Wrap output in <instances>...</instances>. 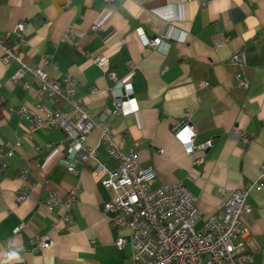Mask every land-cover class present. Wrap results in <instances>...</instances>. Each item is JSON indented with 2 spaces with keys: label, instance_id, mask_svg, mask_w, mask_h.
Returning <instances> with one entry per match:
<instances>
[{
  "label": "crops",
  "instance_id": "0c3cea01",
  "mask_svg": "<svg viewBox=\"0 0 264 264\" xmlns=\"http://www.w3.org/2000/svg\"><path fill=\"white\" fill-rule=\"evenodd\" d=\"M156 38L160 47H148ZM0 43V264H131L133 253L131 232L112 222L120 213L104 211L110 197L97 168L114 172L120 162L101 129L88 140L95 159L82 163L61 127L31 133L32 113L16 112H69L31 70L64 89L72 80L74 98L157 187L185 184L198 199L197 232L233 193L260 185L243 222L247 253L264 264V0H0ZM5 48L20 62L5 63ZM116 99L123 105L112 114ZM184 126L196 131L193 155L175 135ZM52 197L61 203L50 211ZM39 238L52 245L36 250Z\"/></svg>",
  "mask_w": 264,
  "mask_h": 264
},
{
  "label": "built area",
  "instance_id": "2783aa9c",
  "mask_svg": "<svg viewBox=\"0 0 264 264\" xmlns=\"http://www.w3.org/2000/svg\"><path fill=\"white\" fill-rule=\"evenodd\" d=\"M73 0H68L71 4ZM202 5L207 0H195ZM169 23L174 22V13H170ZM28 30L25 24L19 25L17 31L24 33ZM96 30V29H95ZM162 44L159 38L147 42L150 48H158ZM3 46L2 43H0ZM5 63L20 62L17 50L5 48ZM235 61H241L237 56ZM99 67L107 64L106 59L96 60ZM27 71L22 70L19 76ZM32 74L42 82V93L48 94L51 99H60L68 104L69 112L56 115H45L42 108L32 112L24 106L16 111L21 117L28 118L29 132L39 130H53L61 127L67 138L73 143V151L82 163L95 159V152L88 145L90 135L101 129L102 141L111 149V155L119 162V168L108 171L105 166L98 165L97 171L105 177L103 183L110 200L105 204L104 211L108 214L119 212L120 215L112 219L115 227L131 232L130 245L133 249L131 264H255L253 257L247 253L249 248L250 231L244 225L243 218L252 212L248 198L253 191H261L258 184L249 185L243 190L233 193L220 207L221 214L206 219L203 231L195 230L202 220L198 209V199L188 190L185 184L157 187L156 175L150 169H141L135 157L122 154L113 141L110 130L96 123L81 100L74 98L72 80H68L65 89L57 84L50 83L41 70H31ZM111 79L117 81L114 74ZM17 78V77H16ZM15 78V79H16ZM247 87V83H243ZM209 83H203L201 88L207 89ZM122 101L116 99L112 114L121 111ZM177 139L189 155L197 151L195 146L196 131L191 126L175 132ZM248 143L244 137H240ZM211 145H207L209 148ZM204 148V149H206ZM68 172L77 174L73 164L66 161ZM2 171L5 165L1 163ZM26 196L20 201L25 200ZM60 199L52 197L47 203L50 211L60 206ZM74 201H70L67 208H73ZM70 223L69 216L62 219ZM52 245L48 238H39L34 241L36 250L47 249ZM127 241L119 239L115 246L122 250Z\"/></svg>",
  "mask_w": 264,
  "mask_h": 264
}]
</instances>
